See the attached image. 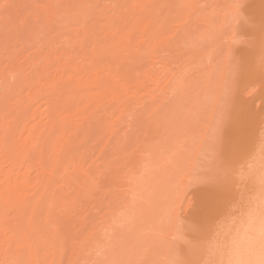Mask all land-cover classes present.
<instances>
[{
	"label": "bare ground",
	"instance_id": "bare-ground-1",
	"mask_svg": "<svg viewBox=\"0 0 264 264\" xmlns=\"http://www.w3.org/2000/svg\"><path fill=\"white\" fill-rule=\"evenodd\" d=\"M34 1L2 0L1 3L12 7L7 12L0 9V31L4 25L20 21L30 25L25 14L15 13L14 5L18 6L19 2L31 5ZM98 1L39 0L41 5H95ZM133 2L127 19L121 20L129 28L124 36L114 28L101 40L97 28L91 26L87 31L84 29V34L93 42L88 53L50 56L48 53H54L55 48L48 41L46 44L51 46L47 47L50 51L47 54L43 55L37 47L35 52L18 59L13 57L0 66V261L22 253V258L31 264H79L85 259L84 252L91 242L99 240L100 231L95 229L101 224L105 227L110 217L114 220L122 211V199L115 194L118 188L124 186L123 193L133 198L136 191L151 181V177L139 174L137 165L129 166L128 170L125 162H117L108 168L105 165L99 168L89 149L99 146L98 154L105 158L104 163L111 164L104 155L109 141L104 142L103 147L100 143L112 119H122L129 100L141 90L147 92L146 98L153 100L157 97L155 93L161 95L170 89L177 73L167 68V58L173 60L186 49L184 62H195L202 53L189 51L192 42L199 40L195 36L191 10L151 7L192 2ZM251 5L258 10L255 14L258 17L264 0H252ZM80 11L60 8L51 12L66 21L76 20L75 13ZM30 32L34 38L38 37L39 31L30 29ZM9 38L7 35L5 39ZM228 41L233 53L245 48L243 43L233 44L232 37ZM242 54L246 55L247 50ZM13 73H19L15 84H11ZM6 81L10 87H5ZM219 81L222 82L221 92L224 81ZM262 99L257 87L251 96L245 94L242 102L259 113L254 104ZM215 114L211 115L212 120ZM211 125L212 121L205 127L206 135L203 136L206 138L196 153L207 145ZM256 137L258 140V128ZM107 170L111 178L101 183V173ZM122 178L128 180L120 181ZM249 182L253 185L249 188L256 190L254 183ZM198 192L205 197L211 196L204 188ZM106 198L109 200L102 221L86 223L88 216L77 222L63 221V214L74 213L78 204L105 206ZM249 198L245 200L246 205ZM238 214L243 219L242 213ZM244 219L237 245L241 249L248 244L253 235L251 229L255 227L250 226L247 215Z\"/></svg>",
	"mask_w": 264,
	"mask_h": 264
},
{
	"label": "rangeland",
	"instance_id": "rangeland-1",
	"mask_svg": "<svg viewBox=\"0 0 264 264\" xmlns=\"http://www.w3.org/2000/svg\"><path fill=\"white\" fill-rule=\"evenodd\" d=\"M251 1L188 0L189 3H193L191 5H228L239 2L246 5L245 14H257L258 10L251 5ZM1 2L2 0H0ZM34 4H40L39 0H35L31 5ZM133 4V0H99L95 5L100 7L92 10L94 19L93 22L89 23L86 31L91 26H95L101 40L114 28L121 36H124L129 28L121 20L127 17V11L133 8ZM31 5L19 2L18 6L14 5V11L16 14H25L27 21L34 20L35 13L46 14L49 12L43 8L32 9ZM113 5L115 7H112ZM188 10L193 13V22L196 27L195 36L199 39L192 42L193 45L189 47V51L201 52V58L195 62H184L187 59L185 52L188 50L186 49H183V52L174 57L173 60L167 58L165 60L167 68L177 73L170 89L165 90V93H161V95L155 93L157 97L153 100L146 98L147 92L141 90L134 99L129 100L128 110L122 114V119H112L110 129L102 135L103 140L100 143V146L103 147V143L109 141L104 155L111 164L104 163L105 158L98 154L99 146L94 150L89 149L99 168H102L103 165L108 168L117 162H125L128 170L131 165H137L139 174L151 177V181L148 183L145 181L147 185L136 191L135 201L130 195L127 196L123 193L124 186L116 187L119 191L115 194L122 199L123 209L114 220L113 217H110L111 220L105 227H102L101 224L95 229V231H100L99 240L91 242L89 248L84 252L85 259H82L79 264L103 259H163L166 254L159 252L151 231L155 215L154 206L161 190L166 186L173 182H182L185 185L188 183L186 176L178 175L170 165L166 164L168 150L181 146L188 149V151L180 154L182 167L191 169L198 166L202 172H207L210 168V153L202 156V151L208 152L206 146L205 149L198 150L197 153L196 150L206 138L203 136L206 135L205 127H209L211 121L213 123L211 115L215 114L216 109L214 105L209 104V99L213 95H219L220 84H222L219 80L224 81L229 72L228 53L231 44L228 38L232 37L233 30L225 24L224 9L194 7ZM174 14L175 12L172 13V15ZM54 17L52 12L46 16L49 19ZM61 22L64 24L60 30L62 35L55 40V46L52 45L55 52L51 54L48 53L49 50L47 51V47L51 45L46 44L49 38L31 23L27 25V22L20 21L15 25L12 23L4 25L0 31V66L9 62L13 57L18 59L27 53L35 52L37 47L41 48L43 55L48 53L50 56L68 52L79 56L81 51L88 53L92 50L93 42L88 39L87 34H84L83 28L77 27L76 20L68 19ZM111 22H114V25ZM30 29L39 31L37 38L32 36ZM214 32L216 33L215 36H213ZM7 35H10L11 41L5 39ZM6 43L9 49L8 58L5 57ZM15 44L20 45L15 46V48L13 47ZM70 48L72 50H69ZM178 87H182L193 102V114L184 112L178 106L177 96L174 95ZM149 89H151L150 86ZM1 94L2 90L0 89V96ZM262 100H257L254 104L255 109L259 112L264 110ZM135 103L138 104L135 105ZM110 131L111 133H109ZM194 137L199 141L195 148L192 147ZM109 174L110 171L108 170L101 173V183H105L111 178ZM127 180L128 178H122L120 181L125 182ZM235 183L237 187L229 186L218 194L222 199L224 208H228L239 200V191L241 190L244 192L245 200L256 195V190L249 188L253 186L249 184V181L236 180ZM199 189H188V191H198ZM191 198L189 197V199ZM108 200L109 198H106L105 206L101 205L100 207L80 203L77 207L78 213L76 210L74 213H64L63 221L77 222V220L88 216L89 219L86 223L91 221L98 223L103 220L102 217L106 212L105 207ZM238 213L241 212L235 211L230 214L222 212L217 221L219 228L225 234L223 238L229 242H234L236 246L241 239L245 223L244 216L246 215H241L243 220ZM77 214L80 217H76ZM64 224L67 223L64 222ZM121 224L123 227L119 226Z\"/></svg>",
	"mask_w": 264,
	"mask_h": 264
},
{
	"label": "snow or ice",
	"instance_id": "snow-or-ice-1",
	"mask_svg": "<svg viewBox=\"0 0 264 264\" xmlns=\"http://www.w3.org/2000/svg\"><path fill=\"white\" fill-rule=\"evenodd\" d=\"M12 5L0 3V9L7 12ZM32 9L49 10L46 14L35 13L30 23L49 38L55 40L62 35L63 17L56 15L46 18L51 10L60 8L80 9L75 13L78 28L87 29L93 22L92 10L99 5H41ZM107 7V6H105ZM112 7H115L113 5ZM158 9L221 8L225 10V24L232 29V43H243L244 49L228 54L229 72L224 80L219 96L213 95L209 104L214 105L216 114L208 134L206 148L202 156L210 153L211 165L207 172L200 168L188 169L181 166L180 154L188 151L184 146L168 150L166 164L178 175L187 177L188 183H171L161 190L155 204L152 235L163 259H103L86 264H264V110L259 113L250 110L242 102V97L251 96L257 87L264 97V7L259 16L245 14L246 5L234 2L228 5L159 4ZM216 33H213L215 36ZM241 37H244L242 40ZM245 49L247 54L244 53ZM239 54V55H238ZM5 57H9L6 43ZM19 73L12 74L11 84H15ZM258 81V86H257ZM178 83H180L178 81ZM11 85L6 81L5 87ZM178 106L186 113L193 114V102L182 87H178ZM264 103V100H262ZM259 129L257 140L256 132ZM199 143L195 137L192 147ZM252 181L256 195L245 205V195L239 191V200L224 208L218 195L229 186L237 187L235 181ZM207 189L210 197L188 189ZM189 197H192L189 199ZM136 195H133L135 201ZM187 206V207H185ZM240 211L246 214L253 235L244 248L223 238L225 234L217 221L222 212L229 214ZM123 227V225H119ZM179 245V247H178ZM0 264H31L22 258V253L14 258L0 261Z\"/></svg>",
	"mask_w": 264,
	"mask_h": 264
}]
</instances>
